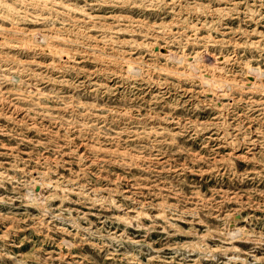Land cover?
<instances>
[{
  "label": "rangeland",
  "instance_id": "374dc122",
  "mask_svg": "<svg viewBox=\"0 0 264 264\" xmlns=\"http://www.w3.org/2000/svg\"><path fill=\"white\" fill-rule=\"evenodd\" d=\"M0 264H264V0H0Z\"/></svg>",
  "mask_w": 264,
  "mask_h": 264
}]
</instances>
